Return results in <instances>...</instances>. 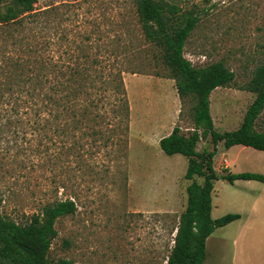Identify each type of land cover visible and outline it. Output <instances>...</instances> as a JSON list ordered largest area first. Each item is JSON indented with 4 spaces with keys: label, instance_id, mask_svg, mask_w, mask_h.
Instances as JSON below:
<instances>
[{
    "label": "rangeland",
    "instance_id": "rangeland-1",
    "mask_svg": "<svg viewBox=\"0 0 264 264\" xmlns=\"http://www.w3.org/2000/svg\"><path fill=\"white\" fill-rule=\"evenodd\" d=\"M182 1L176 0L182 10L191 9L198 17L185 42L184 58L194 67L221 62L234 74L229 86L218 87L209 96L215 130L233 131L255 97L247 90L248 82L264 63V0ZM44 10L50 12L52 27H46L49 62L70 64L72 42L93 58L107 55L105 49L116 52L115 58L108 55L101 61L110 76L121 72L129 106L128 131L126 136L110 138L104 126L107 133L93 141L95 136L83 137L81 130L68 129L65 115L58 130L50 123L37 130L35 110L21 105V92L14 84L0 94V215L27 225L46 203L67 198L75 203L76 212L55 221L48 259L165 264L190 181L184 179L186 158L163 154L158 141L174 127L184 135L193 130V103L179 99L175 80L156 60L159 48L144 40L133 0H36L34 12ZM6 31L0 26V67L19 56L21 41L27 40L15 30L8 37ZM59 31L66 37L64 48L58 47L61 35H49ZM25 35L32 42L33 34ZM98 90L89 89L93 95L110 96L111 91ZM254 128L264 132V109ZM64 139L72 152L53 158L54 148ZM105 140L106 147H101ZM196 149L210 152V138L199 140ZM227 160L234 162L228 165ZM213 167L220 176L264 175V152L241 146L226 151L219 143ZM211 202L214 218L228 213L241 218L217 231L203 264H264V184L217 180Z\"/></svg>",
    "mask_w": 264,
    "mask_h": 264
},
{
    "label": "trees",
    "instance_id": "trees-1",
    "mask_svg": "<svg viewBox=\"0 0 264 264\" xmlns=\"http://www.w3.org/2000/svg\"><path fill=\"white\" fill-rule=\"evenodd\" d=\"M191 1L195 0L182 2L186 4ZM35 3L36 0H0V26L7 29L5 34L9 37L11 31L15 30L24 34L22 38H27L21 41L24 48L21 49L20 55L0 67V94L9 92L16 84L21 92V105L29 104L28 107L35 110V116L38 118L35 120L37 130L44 129L48 123L58 130L60 117L65 115L68 129L72 127L81 130L83 137L95 136L93 141L107 133L103 129L104 126L109 128L107 135L110 138L121 134L126 136L129 106L121 72L115 73V76L111 74L112 78L110 73L104 72L101 61L108 55L115 58L116 52L105 49L108 50L107 55L93 58L88 53H83L81 47L72 42L73 46L68 47L73 52L69 56L70 64L69 61L65 64L49 62L50 58L47 59L46 54L51 48V41L47 39L46 27L51 24L50 12H34ZM133 4L143 38L147 43L159 48L156 60L169 70L171 78L175 80L179 99L183 102L189 98L193 103V130L184 135L178 127H174L170 134L158 142L163 154L181 155L186 158L184 179L190 181L185 188L186 206L174 228L173 244L164 262L202 264L206 257V239L215 229L240 218L238 214L232 213L217 219L211 218V193L214 182L225 180L233 184L236 180H245L264 184L262 174L228 172L220 176L213 167V157L219 143H222L224 149L241 145L264 152V132H258L254 128L256 119L264 109V63L256 67L248 82L247 90L253 92L255 97L241 124L233 131L218 133L210 116L209 96L214 89L229 86L234 74L221 62L194 67L184 58L185 42L197 24L198 17L191 9L183 11L176 0H133ZM27 31L33 34L32 42L28 41L29 37L25 35ZM60 31L49 32V35H61L57 40L61 41L62 45L58 47L64 48L66 37ZM94 87L99 89L98 93L111 91L110 96L107 93L93 95L89 89ZM45 113L51 116L52 120ZM83 129H89L91 132ZM60 130L63 133L68 131L63 128ZM205 137L210 138L212 149L210 152H199L196 146L199 140ZM106 144L105 140L101 147H106ZM79 148L82 147L77 146V149ZM54 149L57 153L52 157L61 158L64 153L72 152L73 147L69 144L65 146L64 139L59 147ZM197 178H201L202 182L198 183ZM75 212V203L66 198L46 203L40 212L31 216L27 225H19L0 215V264H75L65 259H48L51 240L56 236L55 221Z\"/></svg>",
    "mask_w": 264,
    "mask_h": 264
},
{
    "label": "crops",
    "instance_id": "crops-1",
    "mask_svg": "<svg viewBox=\"0 0 264 264\" xmlns=\"http://www.w3.org/2000/svg\"><path fill=\"white\" fill-rule=\"evenodd\" d=\"M168 135V134H167ZM159 142V141H158ZM239 146H241V145H236V146H232L231 148H229V149H225L226 151H232L235 147H239ZM241 147H244V146H241ZM237 156V155H236ZM232 158L234 159V156H232ZM231 162H234V160L233 161H230V160H227L226 161V163H228V165H230V163ZM236 181H238V180H236ZM213 206H212V202H211V212H210V216H211V218L212 219H217V218H214V216L212 215V213H213ZM240 216V215H239ZM240 218H241V216H240ZM240 218L238 219V220H235V221H233V222H231V223H229V224H227L226 226H223V227H221V228H217V229H215L214 231H213V233L206 239V243H205V248H206V251H207V248L209 247V243L211 242V239L213 238V236L217 233V231L218 230H221V229H223V228H227L228 226H231V225H233L234 223H236V222H238L239 220H240ZM206 260H208V257L206 256L205 257V260L202 262V264L206 261ZM233 260H234V255H233ZM207 262V261H206ZM239 264H242L241 262L239 263Z\"/></svg>",
    "mask_w": 264,
    "mask_h": 264
}]
</instances>
